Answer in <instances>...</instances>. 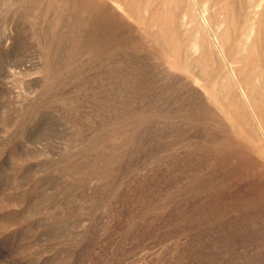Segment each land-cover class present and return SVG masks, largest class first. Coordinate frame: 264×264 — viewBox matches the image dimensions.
<instances>
[{
	"label": "rangeland",
	"instance_id": "1",
	"mask_svg": "<svg viewBox=\"0 0 264 264\" xmlns=\"http://www.w3.org/2000/svg\"><path fill=\"white\" fill-rule=\"evenodd\" d=\"M257 117L264 0H0V264H264Z\"/></svg>",
	"mask_w": 264,
	"mask_h": 264
},
{
	"label": "bare ground",
	"instance_id": "2",
	"mask_svg": "<svg viewBox=\"0 0 264 264\" xmlns=\"http://www.w3.org/2000/svg\"><path fill=\"white\" fill-rule=\"evenodd\" d=\"M243 96H244V98H245V101H247V96L243 93ZM243 98V99H244ZM251 101V100H250ZM253 102V101H252ZM247 103V105H248V102H246ZM253 106V105H252ZM248 109V108H247ZM254 112H255V110H253ZM252 112V111H251ZM250 112V113H251ZM253 113V112H252ZM257 115V114H256ZM255 115V116H256ZM255 118V117H254ZM258 118V117H257ZM259 120V118L257 119V120H255V121H257V127L259 128V131H260V134L264 137V128H263V123L261 124L260 123V120ZM262 121V120H261ZM248 139V138H247ZM235 152V151H234ZM226 154V153H225ZM224 155V154H223ZM235 155H237L238 157H237V161H236V163L234 164H232V165H234L233 167L231 166V168H232V170L236 173V174H241V175H243V178L245 177V175L243 174L244 173V171H251L252 170V168H251V165L253 164V163H255V161H254V158L250 155V154H248V153H246L244 150H242V149H238L237 151H236V154ZM262 165H264V164H262ZM217 166V165H216ZM211 168V167H210ZM260 168V167H259ZM214 170V169H213ZM258 172V171H257ZM255 173V172H254ZM253 173V174H254ZM254 176V175H253ZM259 176V175H258ZM264 176V175H263ZM251 177V176H250ZM249 178V177H248ZM235 179V178H234ZM226 180V178H225V176H223L222 177V179L220 180V179H214L213 180V184L211 185V189H210V191H212V194H213V196H214V199H216V200H218V202H219V204H222V202L220 201L221 200V198H222V196H223V186H226V184L224 183V181ZM236 181V180H235ZM242 181V180H241ZM241 183V182H240ZM248 183V182H247ZM204 184V183H203ZM209 184V183H208ZM257 184V183H256ZM238 185V184H237ZM203 186V185H202ZM208 187V186H207ZM252 187V186H251ZM236 188V187H235ZM207 189V188H206ZM214 191V192H213ZM225 191V190H224ZM252 192V191H251ZM207 193V192H206ZM257 196V195H256ZM211 197V196H210ZM210 199V198H209ZM252 200V199H251ZM209 202V201H208ZM242 205V204H241ZM248 205V204H247ZM225 206V205H224ZM226 206H227V204H226ZM235 206V205H234ZM239 206V205H238ZM220 208V207H219Z\"/></svg>",
	"mask_w": 264,
	"mask_h": 264
}]
</instances>
